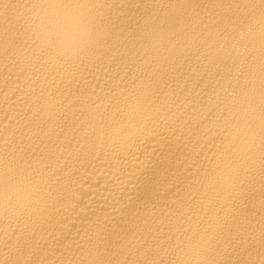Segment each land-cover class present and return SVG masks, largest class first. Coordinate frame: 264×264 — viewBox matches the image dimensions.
<instances>
[{
	"label": "bare ground",
	"instance_id": "1",
	"mask_svg": "<svg viewBox=\"0 0 264 264\" xmlns=\"http://www.w3.org/2000/svg\"><path fill=\"white\" fill-rule=\"evenodd\" d=\"M0 264H264V0H0Z\"/></svg>",
	"mask_w": 264,
	"mask_h": 264
},
{
	"label": "clouds",
	"instance_id": "2",
	"mask_svg": "<svg viewBox=\"0 0 264 264\" xmlns=\"http://www.w3.org/2000/svg\"><path fill=\"white\" fill-rule=\"evenodd\" d=\"M57 15H60L61 14V11H57V13H56ZM15 185V184H14ZM13 185V186H14ZM13 186H12V189H13ZM14 190V189H13Z\"/></svg>",
	"mask_w": 264,
	"mask_h": 264
}]
</instances>
